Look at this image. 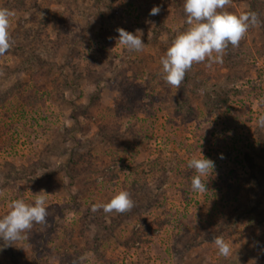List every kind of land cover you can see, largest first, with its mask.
Masks as SVG:
<instances>
[{
    "label": "rangeland",
    "instance_id": "374dc122",
    "mask_svg": "<svg viewBox=\"0 0 264 264\" xmlns=\"http://www.w3.org/2000/svg\"><path fill=\"white\" fill-rule=\"evenodd\" d=\"M0 8L15 12L0 56V218L37 195L49 211L21 240H0V264H264V0H231L226 10L261 23L179 88L160 60L188 27L183 0ZM119 28L143 50L121 45ZM201 153L215 164L203 193L187 167ZM120 191L131 211H91Z\"/></svg>",
    "mask_w": 264,
    "mask_h": 264
},
{
    "label": "clouds",
    "instance_id": "9594fccd",
    "mask_svg": "<svg viewBox=\"0 0 264 264\" xmlns=\"http://www.w3.org/2000/svg\"><path fill=\"white\" fill-rule=\"evenodd\" d=\"M231 0H183V10L187 17L186 30L178 34L168 47L160 63L163 70L164 81L179 88L185 79L186 73L194 64L207 62L222 63L223 56L229 46L238 47L251 27L261 23L259 15L254 12H245L239 15L226 10ZM159 6H154L150 15H158ZM15 12L8 8H0V56L5 55L13 46L9 33L10 17ZM118 41L128 51L140 52L145 43L141 36L117 29ZM260 124L264 125V116L260 117ZM223 158V157H221ZM187 167L195 171L191 179V188L195 192L208 191L203 177L211 176L215 164L202 153L200 158L192 157ZM40 193L46 194L43 190ZM134 207V201L128 191H120L109 202L94 204L93 213L103 210L109 214L116 212L123 214ZM10 211L0 218V240L5 245H11L24 238L34 224H46L49 211L46 207L45 195H37L33 203H26L23 199L13 200L9 205ZM219 254L227 257L231 251L229 244L222 236L213 238ZM84 257L80 258L83 264Z\"/></svg>",
    "mask_w": 264,
    "mask_h": 264
}]
</instances>
